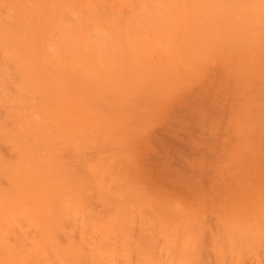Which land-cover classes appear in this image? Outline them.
<instances>
[{"label": "bare ground", "instance_id": "6f19581e", "mask_svg": "<svg viewBox=\"0 0 264 264\" xmlns=\"http://www.w3.org/2000/svg\"><path fill=\"white\" fill-rule=\"evenodd\" d=\"M0 264H264V0H0Z\"/></svg>", "mask_w": 264, "mask_h": 264}]
</instances>
